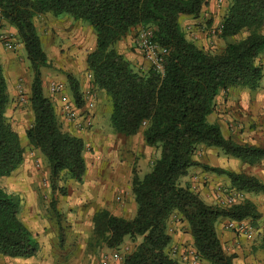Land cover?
Instances as JSON below:
<instances>
[{
	"label": "trees",
	"instance_id": "trees-1",
	"mask_svg": "<svg viewBox=\"0 0 264 264\" xmlns=\"http://www.w3.org/2000/svg\"><path fill=\"white\" fill-rule=\"evenodd\" d=\"M208 1L0 0V15L16 30L31 66L33 121L25 136L46 158L52 190L62 191L58 186L62 175L81 182L86 167L82 140L61 130L54 106L43 93L40 70L49 62L33 23L37 15H67L91 26L96 45L87 56V71L90 84L109 98L111 126L127 137L141 131L144 146L158 152L149 173L132 177L136 205L132 219L115 217L107 210L92 217L93 235L108 249L118 250L127 237L141 238L122 257L121 264H182L167 253L172 241L168 222L173 215L187 223L192 247L206 264H234V256L223 250L218 238L217 222L259 217L249 201L230 207L209 205L189 185L180 183L199 165L193 155L200 145L219 149L248 165L264 159V148L227 139L217 124L208 121L221 91L233 87L256 91L260 86L264 71L257 59L264 54V0H226L220 38H233L244 31L248 35L227 43L219 54L198 48L180 26L182 17L196 18ZM137 26L149 30L152 41L166 51L162 72L152 67L146 73L137 72L115 49L116 43ZM67 80L73 103L81 105L78 80L73 76ZM8 104L0 61V255L27 258L37 255L39 244L18 219L17 194L2 184L24 158L20 138L6 118ZM202 167L225 176L233 189L264 194V183L255 177Z\"/></svg>",
	"mask_w": 264,
	"mask_h": 264
},
{
	"label": "rangeland",
	"instance_id": "rangeland-1",
	"mask_svg": "<svg viewBox=\"0 0 264 264\" xmlns=\"http://www.w3.org/2000/svg\"><path fill=\"white\" fill-rule=\"evenodd\" d=\"M227 7L226 0H209L196 18L182 17L180 26L186 38L210 54H219L227 43L246 37L248 33L244 31L233 38H220L219 30ZM33 23L49 62L48 67L40 70L44 95L56 108L59 95H53L49 89V84L55 82L61 84L65 95L73 100L67 80L68 76H73L79 82L81 96V105H76V108L82 111L80 116H83L86 114L84 93L90 87L86 59L96 45L93 29L67 15L55 17L51 13L35 16ZM131 30L116 43L115 49L133 70L143 74L151 65L132 45L138 31ZM0 61L9 96L6 118L24 148L23 162L2 180V184L18 196L19 221L26 228L23 221L34 230L46 226L47 230L54 229L55 234L59 233L50 264H121L122 257L130 253L141 238L132 240L127 237L118 250L108 249L94 237L92 217L99 210H107L115 217L132 219L136 212L131 193L132 177L134 174L143 177L149 173L158 152L144 146L141 131L127 137L113 129L109 98L103 91L94 88V107L89 111L93 116L90 126L71 133L84 144L85 174L81 182L62 175L58 183L62 191L52 190L47 160L28 144L25 136L33 121L29 102L31 66L16 30L1 15ZM257 62L264 71V54ZM213 108L208 121L217 124L225 138L264 148V75L256 91L240 87L221 91ZM61 130L68 132L62 127ZM193 160L199 165L192 167L188 175L180 179L181 185H189L209 205L229 207L226 200L235 195V205L249 201L259 214L256 220L246 218L238 221L248 229L246 234L227 229L229 219H221L225 224L219 232L220 237L223 239L221 231L227 233L226 237L231 236L229 240L222 241L223 250L234 256V264H264V194L233 189L225 176L205 171L202 167L206 165L252 176L264 183V159L255 165H248L226 156L219 149L200 145L194 152ZM168 233L171 236L176 233L190 236L187 223L175 215L168 222ZM173 246L184 245L171 243L167 248L171 258L179 261L172 252ZM114 255L120 256V260H114Z\"/></svg>",
	"mask_w": 264,
	"mask_h": 264
},
{
	"label": "built area",
	"instance_id": "built-area-1",
	"mask_svg": "<svg viewBox=\"0 0 264 264\" xmlns=\"http://www.w3.org/2000/svg\"><path fill=\"white\" fill-rule=\"evenodd\" d=\"M134 45L135 48L141 52L144 59L150 63L152 68L158 72L163 71L161 59L162 56L166 54V51L152 41L151 32L149 30L139 29L135 36ZM88 78L90 79V74H88ZM49 89L53 95H59V98L61 99L59 114L62 116V121L75 125L78 130L87 129L90 126V118L87 119V117L86 119H83V124L76 123V111L78 109L72 99L65 95L61 84L51 82L49 84ZM92 90H94V87L90 84V87L85 91L83 98L88 112L94 107ZM236 201L237 196L234 195L227 198L226 203L230 207L234 206ZM226 228L239 234H246L248 232V229L242 222L234 220L227 221ZM172 249L173 254L178 256V260L182 264H206L192 246L173 247ZM118 259L120 260V256L114 255V260Z\"/></svg>",
	"mask_w": 264,
	"mask_h": 264
},
{
	"label": "crops",
	"instance_id": "crops-1",
	"mask_svg": "<svg viewBox=\"0 0 264 264\" xmlns=\"http://www.w3.org/2000/svg\"><path fill=\"white\" fill-rule=\"evenodd\" d=\"M134 29L136 31H139L140 27L137 26L135 28H133V32ZM132 35V30H131V34ZM130 39V36L128 37ZM134 40L132 41V45L135 47L134 45ZM130 43V42H129ZM146 65V63H144ZM76 72H78L77 70H75ZM81 83V82H80ZM56 97H54L55 99ZM59 101L56 100V116L57 119L61 125V127L65 130H67L70 133H75L77 131H79L78 129H76L75 125L73 124H68L65 121H62V116L59 114V108L61 106V100L58 99ZM58 107V110H57ZM84 112H86V114H83V116H80L82 111L77 110L76 111V123L77 124H83V119H87L88 118H92L93 116L92 114H89V112L85 109ZM90 122H92L90 120ZM18 215H20V209H19V213ZM23 223L27 226V229L35 236L37 243L39 244V252L37 253V255L33 256V257H27V258H23V257H19V258H10V257H4L0 255V264H50L49 262L51 260H53V255L56 252V250L54 249V246L56 245L57 242V237L59 240V233L55 234V231H53L52 229L47 230L46 226H43V228L34 230L32 229L31 225L28 223H25V221H23ZM225 224L224 222H222L221 220H219L216 224V232L217 235L219 236L220 242L222 243L223 240L227 241V239L229 240L230 237H226L227 233L221 231L223 233V239L220 237L219 232L220 230L224 227ZM186 225V224H185ZM223 225V227H222ZM172 237V244H183L184 246H186L187 244L189 246L193 245L192 239L190 236L185 235L182 236L179 233H176L175 235L171 236ZM61 239V237H60ZM187 243V244H185ZM223 246V244H222ZM175 247V246H173ZM178 247H182V246H178Z\"/></svg>",
	"mask_w": 264,
	"mask_h": 264
}]
</instances>
